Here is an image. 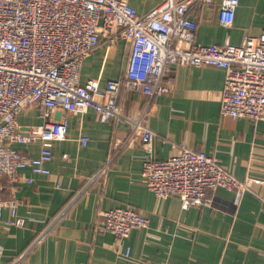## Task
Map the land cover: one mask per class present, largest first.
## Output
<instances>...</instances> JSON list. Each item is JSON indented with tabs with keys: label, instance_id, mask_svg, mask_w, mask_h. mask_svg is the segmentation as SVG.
Returning <instances> with one entry per match:
<instances>
[{
	"label": "crops",
	"instance_id": "0c3cea01",
	"mask_svg": "<svg viewBox=\"0 0 264 264\" xmlns=\"http://www.w3.org/2000/svg\"><path fill=\"white\" fill-rule=\"evenodd\" d=\"M161 1L129 3L145 14ZM222 2L214 0L191 12L197 21V43L220 45L229 40L237 45L262 33L264 0H240L230 26L220 22ZM128 52L129 43L123 38L113 47L102 40L83 61L80 82L94 78L104 86L109 80H120ZM225 73L223 67L213 65H170L164 81L169 90L151 100L145 117L156 135L154 157L168 158L173 143L183 142L213 154L238 178L260 177L263 183L243 193L239 202L235 192L224 186L210 193L212 201L186 208L177 196L157 197L145 184L138 141L113 153L115 139L131 129L128 121L103 122L94 108L85 113L59 110L54 118L68 122L67 139L53 143V158L45 163L50 173L25 166L19 172L33 181L14 187L4 178L3 195L15 194L18 215L26 223L0 227L1 263L25 251L88 179L102 172L101 179L88 185L61 216L56 233L43 239L20 264H264V120L221 119ZM147 98L140 89L124 88L117 102L124 114L135 118ZM18 119L24 126L42 121L36 108L24 109ZM81 136L88 137L86 145ZM14 145L39 156V142ZM113 207L140 211L148 226L133 228L124 239L101 230V213Z\"/></svg>",
	"mask_w": 264,
	"mask_h": 264
},
{
	"label": "built area",
	"instance_id": "2783aa9c",
	"mask_svg": "<svg viewBox=\"0 0 264 264\" xmlns=\"http://www.w3.org/2000/svg\"><path fill=\"white\" fill-rule=\"evenodd\" d=\"M240 0H223L219 17L232 25ZM214 0H162L145 14H139L129 0H0V227L25 226L18 215L19 201L14 193L4 197V178L10 185L32 182L19 172L25 166L33 172L49 174L45 163L53 158L54 142L67 139L68 122L54 118L59 110L85 113L97 111L99 119L131 125L129 133L117 137L113 153L127 143L138 141L142 147L144 182L158 197L177 196L186 208L211 200L218 187L235 192V199L254 185L260 177L238 178L211 153L174 142L166 159L154 157L155 132L146 123L151 100L168 92L164 83L172 63L223 67L226 71L221 93V119L244 116L252 121L264 120V30L247 36L242 43L199 44L197 21L191 12ZM123 38L129 43V55L120 80L104 86L90 78L80 82L82 64L106 39L113 47ZM140 89L147 101L137 117L124 114L118 98L122 89ZM36 108L40 124L24 126L18 119L21 111ZM86 145L88 137L81 136ZM39 142V156H32L14 144ZM66 158H70L68 154ZM85 183L59 213L38 231L26 250L7 264H20L43 239L56 233L59 219L72 208L76 199L92 182ZM7 212V215H5ZM101 230L121 239L133 228L148 226L145 214L130 207H113L101 213ZM2 247L0 245V264ZM126 256L130 255L126 248Z\"/></svg>",
	"mask_w": 264,
	"mask_h": 264
}]
</instances>
